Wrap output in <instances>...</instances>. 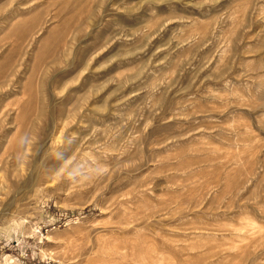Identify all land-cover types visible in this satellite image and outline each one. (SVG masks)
<instances>
[{
    "label": "rangeland",
    "instance_id": "1",
    "mask_svg": "<svg viewBox=\"0 0 264 264\" xmlns=\"http://www.w3.org/2000/svg\"><path fill=\"white\" fill-rule=\"evenodd\" d=\"M0 264H264V0H0Z\"/></svg>",
    "mask_w": 264,
    "mask_h": 264
}]
</instances>
